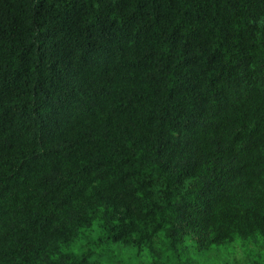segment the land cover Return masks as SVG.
Returning <instances> with one entry per match:
<instances>
[{
  "label": "trees",
  "instance_id": "obj_1",
  "mask_svg": "<svg viewBox=\"0 0 264 264\" xmlns=\"http://www.w3.org/2000/svg\"><path fill=\"white\" fill-rule=\"evenodd\" d=\"M0 264H264V0H0Z\"/></svg>",
  "mask_w": 264,
  "mask_h": 264
}]
</instances>
